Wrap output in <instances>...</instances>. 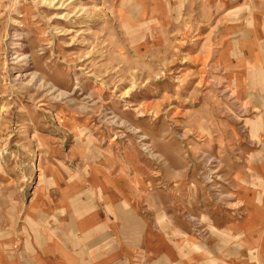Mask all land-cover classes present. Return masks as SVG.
I'll return each instance as SVG.
<instances>
[{
	"label": "rangeland",
	"instance_id": "obj_1",
	"mask_svg": "<svg viewBox=\"0 0 264 264\" xmlns=\"http://www.w3.org/2000/svg\"><path fill=\"white\" fill-rule=\"evenodd\" d=\"M175 2L0 0L2 208L95 168L165 191L172 219L235 203L256 122L232 42L256 50L264 0Z\"/></svg>",
	"mask_w": 264,
	"mask_h": 264
},
{
	"label": "crops",
	"instance_id": "obj_2",
	"mask_svg": "<svg viewBox=\"0 0 264 264\" xmlns=\"http://www.w3.org/2000/svg\"><path fill=\"white\" fill-rule=\"evenodd\" d=\"M261 27L254 32L262 36L255 41V51L245 48L252 41L232 42L241 51L234 82L242 93L240 106L246 99L245 113L256 122L255 147L231 173L241 184L235 203L213 208L203 217L193 212L188 215L191 221L185 220L182 209L172 219L165 191L153 198L152 187L137 186L125 176L108 177L98 168L87 177L53 176L35 202L32 198L22 208L0 206V264H264ZM241 73L246 77L240 78ZM252 179L258 184L254 189L248 187Z\"/></svg>",
	"mask_w": 264,
	"mask_h": 264
},
{
	"label": "bare ground",
	"instance_id": "obj_3",
	"mask_svg": "<svg viewBox=\"0 0 264 264\" xmlns=\"http://www.w3.org/2000/svg\"><path fill=\"white\" fill-rule=\"evenodd\" d=\"M49 4H51V3L49 2ZM52 4H53V2H52ZM52 4H51V5H52ZM152 155H153V154H152Z\"/></svg>",
	"mask_w": 264,
	"mask_h": 264
}]
</instances>
